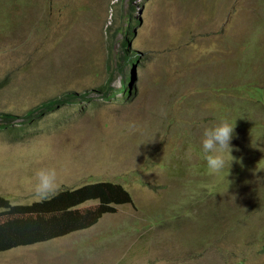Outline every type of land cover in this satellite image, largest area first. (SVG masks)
Listing matches in <instances>:
<instances>
[{"label":"rangeland","instance_id":"obj_1","mask_svg":"<svg viewBox=\"0 0 264 264\" xmlns=\"http://www.w3.org/2000/svg\"><path fill=\"white\" fill-rule=\"evenodd\" d=\"M24 1L25 16L0 13V114L23 116L69 93L79 101L0 131V197L38 203L35 172L55 168L57 192L118 183L133 205L89 230L2 252L0 264H264V105L241 90L264 87V0L145 1L131 43L136 91L118 93L116 73L111 101L98 93L119 55L106 30L135 4ZM248 44L254 58L242 56ZM220 107L243 121L233 161L225 150L224 170L209 174L201 138L229 120Z\"/></svg>","mask_w":264,"mask_h":264},{"label":"trees","instance_id":"obj_2","mask_svg":"<svg viewBox=\"0 0 264 264\" xmlns=\"http://www.w3.org/2000/svg\"><path fill=\"white\" fill-rule=\"evenodd\" d=\"M29 8L30 1L0 0V13L4 16L5 10H8L5 16L10 20L19 16H25V12ZM117 15L120 16V25L118 27L117 24L115 25L113 33L111 26L106 30V37H110L108 41L109 50L113 52V49L115 50V47L119 45V55L115 63L116 70L113 71V68L109 67V82L102 86L98 92L106 101H111L117 96V93L111 92L110 86L115 74L120 72L124 74V78L122 79L121 89L118 93L125 98L133 97L137 87L135 85L137 80L134 78L133 70L141 65L140 57L131 47L135 35L136 9L130 8L127 9L125 14ZM8 22L5 21L4 23ZM117 37H120V39ZM235 41L238 42L237 40ZM250 42L255 44L253 39H250ZM238 48L241 50L240 45ZM244 48L242 56L254 58L256 50L254 46L248 44L244 45ZM128 70L130 71L129 75L126 74ZM1 87H3V84H0V89ZM241 90L244 94L248 95L250 100L257 103L261 102L259 104L264 105V87L262 85L257 84V82H251L244 88H241ZM85 95L88 96V94ZM85 95L79 98L84 99L83 102H92ZM258 97H260L259 102L257 101ZM74 101H79L78 96L69 93L59 99L38 106L23 116L2 113L0 114V131L14 128L15 125H22L24 122H26L25 124H36L45 112H53V110L59 108L62 104H75L72 103ZM218 110L221 111L222 116L228 117L235 127L240 126V123L243 121L230 116L229 109L220 107ZM196 114L201 115V113L197 112ZM19 119L22 120L21 123L15 124ZM174 124L175 121H172L171 125ZM90 202L97 204V206L89 209H80L84 204ZM129 205H133L131 195L123 185L111 182L89 184L75 189H65V191L57 193L50 199L28 206L12 204L7 198L0 197V253L15 248H26L48 243L73 233L89 230L96 226L105 215L116 214L118 207Z\"/></svg>","mask_w":264,"mask_h":264},{"label":"clouds","instance_id":"obj_3","mask_svg":"<svg viewBox=\"0 0 264 264\" xmlns=\"http://www.w3.org/2000/svg\"><path fill=\"white\" fill-rule=\"evenodd\" d=\"M145 1L147 0H131V5L133 6L135 4V9L140 14V12H142L143 4L145 3ZM130 8H134V7H129L128 9ZM234 128L235 125H233L232 122L227 119H222L218 123L204 128L201 138V147L203 153L205 154L204 159L206 161L209 174H219L222 170H224L226 161L224 156L221 155L220 153L224 152L225 150H229V155L231 156L232 149L230 147V141L233 139L234 136ZM233 159L234 158L232 157L231 162L233 161ZM98 183H102V182H98ZM58 188L59 185L57 184V171L55 168H40L35 172L32 193H33V199L36 202L38 203L43 202L47 199H50L52 196L56 195L57 193L65 191L64 189L57 192ZM83 206L80 207V209H83Z\"/></svg>","mask_w":264,"mask_h":264}]
</instances>
